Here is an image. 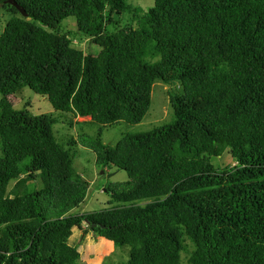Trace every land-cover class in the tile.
Here are the masks:
<instances>
[{
	"label": "trees",
	"instance_id": "16d2710c",
	"mask_svg": "<svg viewBox=\"0 0 264 264\" xmlns=\"http://www.w3.org/2000/svg\"><path fill=\"white\" fill-rule=\"evenodd\" d=\"M16 1L24 12L0 0L12 12L0 32V264H81L69 239L85 219L96 239L129 246L121 264H181L183 253L264 264V0ZM70 17L77 29L59 30ZM157 81L178 83L170 119L115 146L90 141L97 164L128 180L107 187L109 206L74 211L89 182L74 168L77 141L54 125L137 124ZM24 87L57 113L15 108ZM225 151L236 163L214 164Z\"/></svg>",
	"mask_w": 264,
	"mask_h": 264
},
{
	"label": "rangeland",
	"instance_id": "374dc122",
	"mask_svg": "<svg viewBox=\"0 0 264 264\" xmlns=\"http://www.w3.org/2000/svg\"><path fill=\"white\" fill-rule=\"evenodd\" d=\"M134 8L148 10L153 6L155 0H128ZM11 11L0 5V32L3 30L6 21L11 16ZM134 12L121 14L122 23H134ZM133 19V20H132ZM78 25L75 17L66 19L59 30L77 29ZM72 44L85 52H97L100 46L92 42L86 36H76ZM178 83L167 84L157 81L152 91V103L148 113L143 120L137 124H131L125 121L116 122L110 125L99 123L90 124V116H72L73 124L60 120L54 125V132L58 138L73 137L77 142L72 151L75 153L74 168L79 177L89 182L85 201L74 208V211H93L99 210L110 205L112 190L121 188L128 180V174L123 169H118L114 165L111 167H101L97 164V152L95 146L90 141L99 138L101 142L115 146L116 143L127 133L143 132L152 129L170 119L172 109L170 104L169 91L177 87ZM0 93V97H1ZM14 107L21 109L27 107L32 114H41L45 112L57 113L53 108L48 97L34 92L29 87H24L16 96H12ZM97 143V142H96ZM229 153L224 152L221 156H214L212 161L218 166H222L227 159L234 165L235 160L228 157ZM109 170V171H108ZM70 244L77 245L81 254V264H119L128 259L129 246L116 248L103 237L97 238L92 231L88 230L87 223L84 221L82 226H74L72 235L69 239ZM121 264V263H120ZM181 264H190L187 260V254L183 253Z\"/></svg>",
	"mask_w": 264,
	"mask_h": 264
},
{
	"label": "water",
	"instance_id": "95a60500",
	"mask_svg": "<svg viewBox=\"0 0 264 264\" xmlns=\"http://www.w3.org/2000/svg\"><path fill=\"white\" fill-rule=\"evenodd\" d=\"M9 3L15 5L16 7H18V9L20 11L24 12V9L22 8V6L20 4H18V2L16 0H7ZM86 222H88V219H85Z\"/></svg>",
	"mask_w": 264,
	"mask_h": 264
},
{
	"label": "crops",
	"instance_id": "0c3cea01",
	"mask_svg": "<svg viewBox=\"0 0 264 264\" xmlns=\"http://www.w3.org/2000/svg\"><path fill=\"white\" fill-rule=\"evenodd\" d=\"M113 243V242H112Z\"/></svg>",
	"mask_w": 264,
	"mask_h": 264
}]
</instances>
